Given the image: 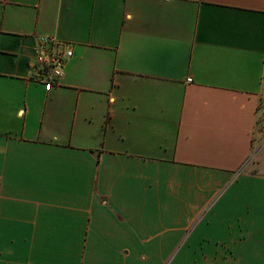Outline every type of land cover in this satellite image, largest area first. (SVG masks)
Listing matches in <instances>:
<instances>
[{"label": "crops", "instance_id": "crops-1", "mask_svg": "<svg viewBox=\"0 0 264 264\" xmlns=\"http://www.w3.org/2000/svg\"><path fill=\"white\" fill-rule=\"evenodd\" d=\"M263 94L264 0H0V264H264Z\"/></svg>", "mask_w": 264, "mask_h": 264}, {"label": "built area", "instance_id": "built-area-1", "mask_svg": "<svg viewBox=\"0 0 264 264\" xmlns=\"http://www.w3.org/2000/svg\"><path fill=\"white\" fill-rule=\"evenodd\" d=\"M33 49L30 77L42 83L46 91H50L64 77L66 66L74 55L73 45L60 40L56 35H49L37 38ZM187 81H191V78Z\"/></svg>", "mask_w": 264, "mask_h": 264}, {"label": "rangeland", "instance_id": "rangeland-1", "mask_svg": "<svg viewBox=\"0 0 264 264\" xmlns=\"http://www.w3.org/2000/svg\"><path fill=\"white\" fill-rule=\"evenodd\" d=\"M259 112V130L264 132V94L260 102ZM179 248L183 249L179 255L180 258L170 260L167 264H222L219 259L220 252L232 251L225 244L211 243V238L196 239L195 243L181 244Z\"/></svg>", "mask_w": 264, "mask_h": 264}]
</instances>
